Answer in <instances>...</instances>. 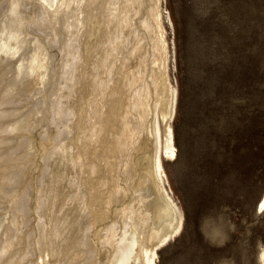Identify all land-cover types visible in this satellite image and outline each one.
Here are the masks:
<instances>
[{
	"label": "bare ground",
	"instance_id": "1",
	"mask_svg": "<svg viewBox=\"0 0 264 264\" xmlns=\"http://www.w3.org/2000/svg\"><path fill=\"white\" fill-rule=\"evenodd\" d=\"M160 6L0 0V264H157L182 231L163 175L177 91ZM24 79L42 100L12 99Z\"/></svg>",
	"mask_w": 264,
	"mask_h": 264
},
{
	"label": "rangeland",
	"instance_id": "2",
	"mask_svg": "<svg viewBox=\"0 0 264 264\" xmlns=\"http://www.w3.org/2000/svg\"><path fill=\"white\" fill-rule=\"evenodd\" d=\"M160 7L177 91L176 154L161 152L163 175L184 223L157 249V264H264V0H161ZM26 82L12 99L42 100L39 83Z\"/></svg>",
	"mask_w": 264,
	"mask_h": 264
}]
</instances>
